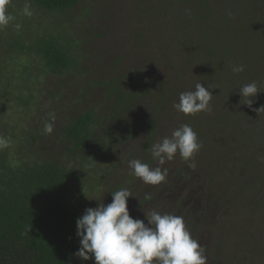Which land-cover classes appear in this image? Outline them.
<instances>
[{"label":"rangeland","instance_id":"obj_1","mask_svg":"<svg viewBox=\"0 0 264 264\" xmlns=\"http://www.w3.org/2000/svg\"><path fill=\"white\" fill-rule=\"evenodd\" d=\"M27 2L30 17L26 0H10L15 20L0 29V136L10 141L0 162L73 168L78 218L127 189L134 219L183 217L207 264H264V0ZM42 39L61 45L69 69L47 68ZM198 82L213 93L210 111L179 113L173 104ZM252 82L262 92L249 107L239 86ZM87 113L92 138L78 148L67 128ZM182 124L202 145L195 168L177 153L158 185L130 174L132 159L158 166L151 146Z\"/></svg>","mask_w":264,"mask_h":264},{"label":"clouds","instance_id":"obj_2","mask_svg":"<svg viewBox=\"0 0 264 264\" xmlns=\"http://www.w3.org/2000/svg\"><path fill=\"white\" fill-rule=\"evenodd\" d=\"M10 0H0V29L15 20L8 11ZM21 14L31 16V5L27 2ZM20 27V25H16ZM234 73L244 71V66H234ZM198 82L193 91L181 92L179 102L173 107L184 115H194L201 111H210L213 93ZM259 90L256 82L239 86V95L249 107ZM259 113L264 106L256 109ZM52 132L51 124L46 126ZM10 141L0 136V150L7 148ZM202 147L197 133L188 124L176 128L171 136H165L151 148V156L157 162L152 167L140 159L128 161L130 174L139 178L146 185H158L167 176V169H162L167 161L177 153L190 168H195V154ZM129 190L120 189L112 193V202L99 203L97 207L85 209L76 220V236L80 247L74 255L84 261L94 260V264H207L203 247L192 238L184 219L174 214H161L157 211L145 213L144 220L134 219L128 209Z\"/></svg>","mask_w":264,"mask_h":264},{"label":"trees","instance_id":"obj_3","mask_svg":"<svg viewBox=\"0 0 264 264\" xmlns=\"http://www.w3.org/2000/svg\"><path fill=\"white\" fill-rule=\"evenodd\" d=\"M33 1L45 10L64 11L81 0ZM40 41L47 68L58 73L71 67L69 54L56 40ZM92 122L93 115L87 113L67 128V137L76 141L78 148L91 140ZM3 159L0 162V264H73L74 253L80 247L74 206L78 184L71 183L74 169L57 164L25 163L14 167L8 159Z\"/></svg>","mask_w":264,"mask_h":264}]
</instances>
